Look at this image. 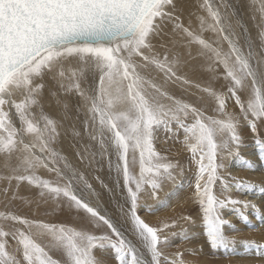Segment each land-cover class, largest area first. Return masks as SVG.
Wrapping results in <instances>:
<instances>
[{
  "label": "snow or ice",
  "instance_id": "snow-or-ice-1",
  "mask_svg": "<svg viewBox=\"0 0 264 264\" xmlns=\"http://www.w3.org/2000/svg\"><path fill=\"white\" fill-rule=\"evenodd\" d=\"M183 2L0 0V264H195L179 249L163 251L170 237L191 239L182 226L178 233L170 231L191 217L181 213L152 225L139 214L141 208L150 214L171 208L168 195L159 193L165 182L175 185L183 171L178 159L157 149L161 133L164 143L180 144L195 166L190 199L200 207L211 249L227 257L239 245L264 257V243L226 234L225 226L240 230L223 215L230 209L255 229L248 212L264 221V210L229 193L264 197V185L222 175L225 159L254 170L240 152L242 121L264 161L259 132L264 126V0L250 4L255 39L224 0L219 5L200 0L199 10L188 12L187 24ZM193 46L209 75L206 85L195 87L214 105L213 115L199 103L204 96L193 103L168 87L192 84L181 68L188 62L185 56L193 58ZM46 88L60 110L57 116L44 110ZM70 96L77 98L74 108L66 99ZM229 101L238 111L228 109ZM73 111L77 120L84 115L82 132L72 125L74 137L86 134L92 142L76 155L88 165L99 162L97 157L107 161L114 186L101 183L118 192L114 199L127 235L87 199L86 192L96 195L92 184L55 147ZM25 182L45 203L82 213V223H49L13 211L11 201L21 198L18 190ZM146 198L153 203H143ZM98 251L113 259H101Z\"/></svg>",
  "mask_w": 264,
  "mask_h": 264
},
{
  "label": "rangeland",
  "instance_id": "rangeland-1",
  "mask_svg": "<svg viewBox=\"0 0 264 264\" xmlns=\"http://www.w3.org/2000/svg\"><path fill=\"white\" fill-rule=\"evenodd\" d=\"M215 2L217 5H219L221 0H215ZM224 2L228 3L231 6V9L239 15L245 27L250 30L252 38L255 39L258 29L256 27V21L252 19V12L250 8L251 0H224ZM193 3L195 4L192 6ZM199 3L200 0H193L191 6L188 7L189 5L187 2H183L186 24L188 23V12L198 11L199 9L197 7ZM194 17L195 16L193 15V25L197 23ZM205 35L210 36L211 34L206 33ZM181 51H183V49ZM191 52L193 58L188 59V57L185 56V60L188 62L181 68V72L186 76L187 79L192 81V84L182 87L180 84L170 83L168 87L170 91L175 93L178 98L188 100L189 102L197 103V97L204 96V100L199 101V103L205 107L208 115H213L214 113L212 112V107L214 105L207 103L208 98L206 95L201 93L195 87L196 84H201V86L206 85L209 75L201 66L202 60L201 58L197 57L195 46L192 47ZM216 87L219 88V85L217 84ZM66 99L74 108L77 103V98L70 96L66 97ZM43 106L44 110L53 116H57L58 112L60 111L56 105L55 99L51 97L47 88L44 90ZM228 109L231 111H238L234 102L232 101L228 102ZM83 120V113L80 114V117L77 120L75 118V112L73 111L72 118L64 121L63 127L60 130L61 136L55 147L62 153V155L67 157L68 161L73 164L74 167L83 171L88 182L92 184L96 195L93 196L91 193L86 192L87 199L93 205L98 203L102 209L106 210L114 222H116L118 226H122V230H125V234L127 235V225H124L123 221L120 219L114 199V195L118 196L119 194L118 192L116 194L111 193L103 186V184H107L109 187L114 186V174L109 173L110 170L107 161L101 160L99 157H97L99 162L88 165L86 162H81L80 158L76 155L78 150H82L83 145L86 143H92L86 134L79 138L74 137L73 135L72 125H75L76 131L82 132L81 122ZM239 132L242 137V147L240 148V152L243 156H245V158L250 159L253 162L254 170H247L240 167L235 162V160L225 159L224 163L226 168L222 171V175L228 180H231L232 177H238L264 185V161H261L258 158L259 153L253 134L243 121L241 122ZM259 132L260 137L264 138V126L260 127ZM160 137L161 139L156 144L157 149L166 152L170 157L178 159L181 165H183V171L182 174L177 175V183L175 185L172 182H165L162 187V191L159 193L162 197L165 196V194L168 195L172 205L171 208L162 209L151 214L145 209L141 208L139 214L152 225H158L161 220L178 216L181 213L191 217V221H180L177 227L170 229L171 232L178 233L182 226L188 230V234L191 239L184 241L181 240L179 236L170 237L171 244L167 248H164L163 251L168 254L179 249L183 251V255L186 260L193 261L195 264H264V257L259 256L254 249H245L238 245L236 248V253L227 257H225L222 252L211 249V247L207 244L206 238L203 234L202 213L200 207L198 204L193 203L190 199L192 189L189 187V185L194 182L195 166L190 165L189 156L186 152L181 150L180 144L174 143L171 140L167 143H164L163 133L160 134ZM67 141H70L68 142L69 144L65 143ZM61 147H63L65 151H63ZM94 147L95 146L93 145V148ZM67 148H70L69 151ZM40 174L45 178L54 179L52 174H48L43 171ZM97 177H99V179H97ZM101 181H103V184ZM80 187L82 188V185ZM216 192L217 195H220L219 184L216 185ZM38 193L39 190L34 186H28L26 182L23 183L18 190V195L21 198L11 201V209L18 214L24 215L30 219L42 220L49 223H64L69 225H80L82 223V213H78L75 209L70 210L63 205L61 207H56V204L50 200L45 203L43 200H41ZM229 194L240 200H253L255 203L261 206L262 210H264V197L236 191L235 189H230ZM121 202L123 201L121 200ZM143 203L151 204L153 201L149 198H146ZM3 205L4 198L2 195H0V210H4ZM223 215L226 219L230 220L232 224H235L240 230L238 232H232L228 230L227 226H225L227 235L236 236L238 240L248 239L264 243V221L258 219L250 211L248 212L249 220L253 225H255V229L249 228L247 224L240 221L230 209L223 210ZM186 249H193V252L185 251ZM52 255L54 258H59V253L53 252ZM96 255L101 259H113V257L108 256L106 253L102 255L99 251L96 253Z\"/></svg>",
  "mask_w": 264,
  "mask_h": 264
},
{
  "label": "bare ground",
  "instance_id": "bare-ground-1",
  "mask_svg": "<svg viewBox=\"0 0 264 264\" xmlns=\"http://www.w3.org/2000/svg\"><path fill=\"white\" fill-rule=\"evenodd\" d=\"M185 2H187V4L189 5L188 7H190L191 6V4H192V2H193V0H184ZM195 3H193L192 4V6L194 5ZM191 8H194V7H191ZM198 8V7H197ZM194 9H196V8H194ZM187 16V15H186ZM195 18V17H194ZM187 20V19H186ZM194 22V21H193ZM196 25V24H195ZM194 25V26H195ZM67 140V139H66ZM65 140V141H66ZM68 140H70V139H68ZM76 140V139H75ZM68 142H70V141H67V142H65V143H68ZM78 142V141H77ZM69 144V143H68ZM73 144V143H72ZM75 144V143H74ZM86 144H88V143H86ZM77 145V144H76ZM64 146V145H63ZM66 147H67V145H66ZM68 147H69V145H68ZM62 149H63V147H61ZM64 148H65V146H64ZM66 149V148H65ZM68 149V151H69V149L70 148H67ZM72 149V148H71ZM63 151H65L64 149H63ZM74 158V157H73ZM110 173V172H109ZM110 175V174H109ZM109 201H110V199H109ZM74 220V219H73ZM76 221V220H75Z\"/></svg>",
  "mask_w": 264,
  "mask_h": 264
}]
</instances>
